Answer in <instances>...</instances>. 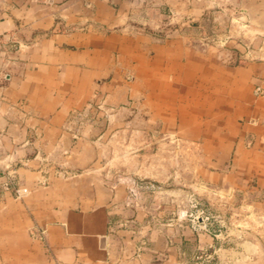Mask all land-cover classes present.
I'll list each match as a JSON object with an SVG mask.
<instances>
[{
	"label": "crops",
	"instance_id": "0c3cea01",
	"mask_svg": "<svg viewBox=\"0 0 264 264\" xmlns=\"http://www.w3.org/2000/svg\"><path fill=\"white\" fill-rule=\"evenodd\" d=\"M154 158L209 222L148 219L135 175ZM249 222L264 0H0V264H251Z\"/></svg>",
	"mask_w": 264,
	"mask_h": 264
},
{
	"label": "rangeland",
	"instance_id": "374dc122",
	"mask_svg": "<svg viewBox=\"0 0 264 264\" xmlns=\"http://www.w3.org/2000/svg\"><path fill=\"white\" fill-rule=\"evenodd\" d=\"M170 147H166L169 156L172 157L174 149H177L176 143H169ZM121 150H124L121 148ZM172 152V153H171ZM167 159V158H166ZM172 162L174 161L173 159ZM158 159L154 158L149 163L144 164L146 172L142 169L139 175L135 178H140L144 183V189L139 191V200L146 203L147 216L149 220H155L158 212L169 214L170 217L181 218L180 220L191 219L194 222H209L210 216L206 212V207L203 201L195 199V197H184L182 191L186 189L185 183L176 177L175 181L167 180L164 183L159 181L157 177ZM152 176H154L152 178ZM186 198V199H185ZM157 206H159L157 208ZM164 207V208H162ZM208 218V219H207ZM248 234L247 239L253 241L257 246L258 253L250 262L251 264H264V223H247ZM211 256L206 259V256ZM199 255L194 257L192 262H182L183 264H215L216 257L211 254Z\"/></svg>",
	"mask_w": 264,
	"mask_h": 264
},
{
	"label": "built area",
	"instance_id": "2783aa9c",
	"mask_svg": "<svg viewBox=\"0 0 264 264\" xmlns=\"http://www.w3.org/2000/svg\"><path fill=\"white\" fill-rule=\"evenodd\" d=\"M246 55H248V53H246ZM98 109L101 110V106L98 107ZM71 119L73 121H75L76 124H78V126H81L82 122L87 120V114L85 112L78 113V114L74 115L73 118H71ZM26 193H27L26 189L17 188V189L14 190V194H15V198L16 199L22 198ZM31 236L33 238L42 239L43 236H44V232L41 231V230L40 231L34 230V231L31 232ZM144 248H145V242H141L140 246L136 250V254L135 255L138 256L143 251ZM210 257L211 256L207 255L206 259H209Z\"/></svg>",
	"mask_w": 264,
	"mask_h": 264
}]
</instances>
